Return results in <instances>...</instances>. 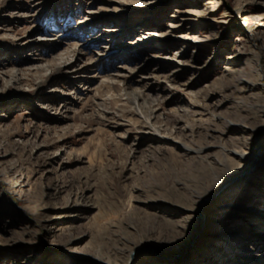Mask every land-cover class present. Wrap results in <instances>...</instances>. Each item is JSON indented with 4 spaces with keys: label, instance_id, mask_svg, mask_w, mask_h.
I'll return each instance as SVG.
<instances>
[{
    "label": "rangeland",
    "instance_id": "1",
    "mask_svg": "<svg viewBox=\"0 0 264 264\" xmlns=\"http://www.w3.org/2000/svg\"><path fill=\"white\" fill-rule=\"evenodd\" d=\"M0 264H264V0H0Z\"/></svg>",
    "mask_w": 264,
    "mask_h": 264
},
{
    "label": "bare ground",
    "instance_id": "2",
    "mask_svg": "<svg viewBox=\"0 0 264 264\" xmlns=\"http://www.w3.org/2000/svg\"><path fill=\"white\" fill-rule=\"evenodd\" d=\"M123 92H124V90H123ZM121 94H122V92H121ZM124 94L127 97L126 99H129V102H131L135 106V112L144 121L145 125H147L149 128H152L154 133L158 135V131L151 124L152 121L155 119L154 112L151 109L152 106L151 105L149 106L148 103H146V100H143V95L139 92L136 95L134 93V96L132 95V97H130L131 95L129 96V93H127V92H125ZM122 96H123V94H122ZM212 122L214 123L215 120L202 119L201 123L199 124V125L208 124V125H212V127H214V128H208L207 129V133H209V132L214 133L213 134L214 136H211L212 140L214 141L212 143V145L206 146L204 148H202L201 144L195 145L197 139H199L197 137L199 134L198 129L199 128L201 129V127L199 125L195 126L194 131H193V133H191L192 135L190 136V138L182 143V150L184 151V153L179 154L180 155L179 157H182V155H184V156L186 155V157H187V154H189L188 157L189 158L192 157L191 159H193V161L196 164H203L209 168L224 169V172H226V175L228 176L229 180L233 183L235 180H237V178L229 170L228 158L230 156L235 157V155H236L240 158H245V159L249 160V162L251 163V162H254V156L250 155L249 151L244 149V148H241L240 150H232L230 147H228L227 146V139L229 138V135L222 128L216 129L215 128L216 126L213 125ZM187 150H192V151H190L189 153L186 154L185 152ZM215 150L219 154V156L213 158L211 156V154H213L212 151H215ZM196 153H198V154H196ZM261 160H262V156L260 155L257 158L256 162L260 163ZM181 180H182V178L179 177L176 185L174 187L173 186L171 187L169 184L167 185L165 183V181L162 182V181H158L157 179H155L152 182V185L150 184L151 186L148 185V187L156 188V189L158 188L160 190L162 189L161 193H165L166 200H168V199H172V198H175L176 196L181 195L183 193V191H185L186 189H191L193 187V185L197 182L196 175H191L190 180L183 181L182 183H181ZM174 191H176L175 194L171 195V193H173ZM210 197H212V194L207 191L206 198L209 199ZM167 203H166V205H167ZM139 232H140V240H139V244L136 245L135 248H136V250L142 251V250L147 249V242H146V239L144 237L145 233L142 231H139ZM129 237L131 240V236H129ZM171 242H173L172 236H170L168 238H164V239L161 238L159 241V245H160L159 248L162 250L168 249L170 252H172L173 246L172 247L170 246ZM196 244L197 243H194L192 245L193 249L196 248L195 247ZM111 247H112V249L110 248V250L108 251V253L110 254V257L115 258L116 260H119L121 258L120 253L118 252V250H116V249H118V246H116L115 243H112ZM200 247H201V245H200ZM113 250H114V252H113ZM96 259L107 262V254L105 252L97 253ZM134 260H135V258H134ZM178 262H180V261H178Z\"/></svg>",
    "mask_w": 264,
    "mask_h": 264
}]
</instances>
